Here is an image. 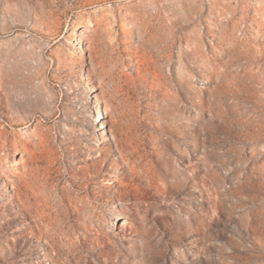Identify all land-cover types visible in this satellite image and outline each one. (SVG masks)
<instances>
[{
  "label": "rangeland",
  "instance_id": "obj_1",
  "mask_svg": "<svg viewBox=\"0 0 264 264\" xmlns=\"http://www.w3.org/2000/svg\"><path fill=\"white\" fill-rule=\"evenodd\" d=\"M0 264H264V0H0Z\"/></svg>",
  "mask_w": 264,
  "mask_h": 264
},
{
  "label": "bare ground",
  "instance_id": "obj_2",
  "mask_svg": "<svg viewBox=\"0 0 264 264\" xmlns=\"http://www.w3.org/2000/svg\"><path fill=\"white\" fill-rule=\"evenodd\" d=\"M83 73L86 74V72H84V71H83ZM91 88H92V90H94V87L93 86H91ZM94 95L96 97V93H94ZM95 110H96V113H97V119H96L95 122H98V121H100L102 105H101V102L97 98H95ZM105 129L106 128H104V123H102L100 125V131H99V133H103V131H105Z\"/></svg>",
  "mask_w": 264,
  "mask_h": 264
}]
</instances>
